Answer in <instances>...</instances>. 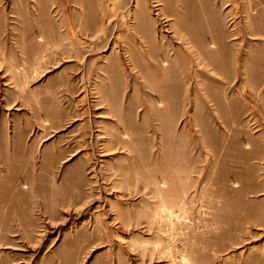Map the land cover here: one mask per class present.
I'll use <instances>...</instances> for the list:
<instances>
[{"label": "rangeland", "instance_id": "rangeland-1", "mask_svg": "<svg viewBox=\"0 0 264 264\" xmlns=\"http://www.w3.org/2000/svg\"><path fill=\"white\" fill-rule=\"evenodd\" d=\"M0 264H264V0H0Z\"/></svg>", "mask_w": 264, "mask_h": 264}]
</instances>
